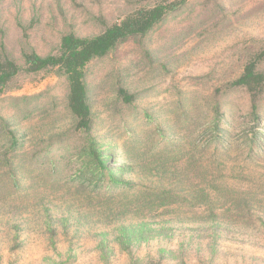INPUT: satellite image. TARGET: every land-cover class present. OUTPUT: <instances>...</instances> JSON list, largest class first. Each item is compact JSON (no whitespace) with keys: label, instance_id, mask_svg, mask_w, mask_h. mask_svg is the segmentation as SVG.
<instances>
[{"label":"rangeland","instance_id":"1","mask_svg":"<svg viewBox=\"0 0 264 264\" xmlns=\"http://www.w3.org/2000/svg\"><path fill=\"white\" fill-rule=\"evenodd\" d=\"M172 1L0 0V55L21 67L0 95V264H264V94L255 118L229 87L264 50V0H186L86 66L104 166L73 131L65 76L24 70L25 52ZM164 190L180 201L152 206Z\"/></svg>","mask_w":264,"mask_h":264},{"label":"trees","instance_id":"2","mask_svg":"<svg viewBox=\"0 0 264 264\" xmlns=\"http://www.w3.org/2000/svg\"><path fill=\"white\" fill-rule=\"evenodd\" d=\"M185 1L158 3L150 7L135 9L122 17L119 22L107 26L102 32L91 37H79L72 33L64 34L55 54L42 57L35 52L23 53L22 60L25 72L37 73L56 69L61 75L65 76L67 81L66 110L74 121L73 131L84 136V140L88 144L86 148H92L89 153L97 158L99 165L104 166L105 163L102 164L103 161L96 155L97 145L90 135L92 119L87 88L84 82L86 66L91 61L106 56L128 39L145 36ZM20 70L21 67L16 62L5 55H0V95ZM229 87L241 89L247 93L250 98L251 114L257 118L258 104L264 94V50L253 53L246 60L240 75L229 83ZM116 95L123 104H129L134 100V96L128 94L122 87L116 89ZM10 136L12 143H14L15 137L12 133H10ZM251 137L252 139H258L256 134ZM122 173V170L116 172L109 170L110 181L119 185L118 179L122 176ZM122 185L128 184L123 183ZM147 192L145 195L155 197L154 201L150 203L152 206L155 204L154 207L166 206L180 201L172 190ZM197 192L199 191L197 190ZM203 196L208 197V195Z\"/></svg>","mask_w":264,"mask_h":264}]
</instances>
